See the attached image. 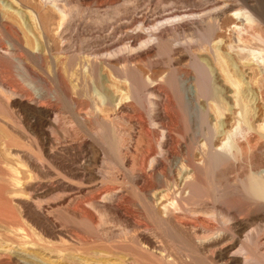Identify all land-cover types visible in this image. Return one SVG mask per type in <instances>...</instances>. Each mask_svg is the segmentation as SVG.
Returning a JSON list of instances; mask_svg holds the SVG:
<instances>
[{
    "label": "bare ground",
    "instance_id": "bare-ground-1",
    "mask_svg": "<svg viewBox=\"0 0 264 264\" xmlns=\"http://www.w3.org/2000/svg\"><path fill=\"white\" fill-rule=\"evenodd\" d=\"M74 1L41 0L50 8L41 15L0 0V152L10 158L0 153V259L12 252L33 264L28 249L47 247L27 239L33 229L17 223L16 204L61 243L46 250L54 264L72 256L69 246L90 255L81 264H264V112L251 114L246 95L251 85L264 98L259 11L245 0H214L215 13L201 15L107 0L114 7L95 25L80 17L97 0ZM106 154L111 165L96 170ZM130 190L131 207L119 204ZM112 214L130 241L81 227L109 233Z\"/></svg>",
    "mask_w": 264,
    "mask_h": 264
},
{
    "label": "rangeland",
    "instance_id": "rangeland-1",
    "mask_svg": "<svg viewBox=\"0 0 264 264\" xmlns=\"http://www.w3.org/2000/svg\"><path fill=\"white\" fill-rule=\"evenodd\" d=\"M19 2H21L23 5H25L26 4V6H29V7H33V8H35V9H39L40 11H41V15H45V12L46 13H48L49 11H50V8H48L49 6H44V4L41 2V0H18ZM73 3L75 2L74 0H71ZM133 1V2H132ZM216 1V0H215ZM214 0H130V2L129 3H126L127 1H124V0H122L120 3H118L119 5H124V4H126V5H128L129 4V6L131 5H136V6H138V7H140V8H144L145 6H148V5H151V6H160V7H164V8H179L180 10H189V12L190 13H194V14H197V15H201V14H213V13H215V11H216V9H217V2H215ZM221 1H225V0H221ZM228 1V0H227ZM239 2H241L242 3V0L240 1V0H238ZM247 1H248V3H247ZM132 2V3H131ZM257 2V3H256ZM72 3V4H73ZM243 3H247V5H251V6H254L258 11H259V16H261L260 18H261V20L263 21L264 19V0H245V2L243 1ZM242 3V4H243ZM111 3L109 2V1H107V0H97L96 2H94L93 4H92V6H91V8L88 10V11H86L84 14L82 13L81 15H82V17H80V16H78L77 18L78 19H82V20H85V21H87L88 20V22H90V23H95V16H97V15H104V14H106V13H108V12H110L112 9H113V4L112 5H110ZM73 5H75V3L73 4ZM258 6V7H256V6ZM39 6V7H38ZM113 6V7H112ZM43 9V10H42ZM46 9V10H45ZM260 9H261V14H260ZM38 10V11H39ZM48 11V12H47ZM95 11V12H94ZM193 11V12H192ZM214 11V12H213ZM89 12V13H88ZM209 12V13H208ZM100 13V14H99ZM87 14V15H86ZM91 14V15H90ZM263 15V16H262ZM48 17V16H47ZM80 17V18H79ZM263 17V18H262ZM224 19V21L222 20V22H221V24H223V26H225V24H232L233 25V22H234V19H232V18H229V20H231L230 22H228V23H226L227 22V18L225 19V18H223ZM225 20H226V22H225ZM233 20V21H232ZM114 22L115 23H119V24H122L123 22H124V20H121V21H115V19H114ZM223 22H225V24L223 23ZM264 22V21H263ZM95 25H96V23H95ZM229 31V32H227L226 33V31ZM223 29V31H219L218 32V34H217V37H218V41H216V43H217V45H219L220 47L221 46H223L222 44H224V42H225V40L227 39V38H230V34H231V31L228 29H226V28H224ZM51 35L53 36V33H51ZM50 35V36H51ZM51 36V37H52ZM229 36V37H228ZM225 38V39H224ZM228 40V39H227ZM219 41H220V43H219ZM57 42V41H56ZM222 42V43H221ZM32 45H35V46H38V44H37V42H35L34 41V39L32 40ZM35 43V44H34ZM77 43V44H76ZM75 43V45H74V47H73V49L74 50H76L77 48H78V45H79V43L78 42H76ZM99 43H101L100 45H98ZM99 43H94L93 45L95 46V45H97V46H101L103 43L105 44V42H99ZM1 44V43H0ZM2 45V44H1ZM1 45H0V47H1ZM3 46V45H2ZM203 55V54H202ZM203 57H205V56H203ZM4 62V61H3ZM3 62H1V64H3V65H6L7 64V66H10V65H8L10 62L7 60V63L5 62V63H3ZM32 65V64H31ZM176 66H174L175 68H177L178 70H179V68L181 67L179 64V66L177 65V64H175ZM1 66V65H0ZM32 67H33V65H32ZM179 67V68H178ZM140 68H141V70H142V72L143 73H145L144 75L146 76H149V75H152L151 73H153L152 71H149V70H147V68H143V67H141L140 66ZM211 69V66L209 67V70ZM2 67H0V76H1V74H2ZM170 70V68L169 67H167L166 65H165V67L164 66H161V68H157V69H155V70H153L154 72H156V75L158 76L159 74L161 75V73H164V72H166V71H169ZM150 72V73H149ZM105 75L106 76H108L109 77V74H108V72H106L105 71ZM48 86V84H46V87ZM50 87H52L53 88V86H51V85H49L48 86V88H50ZM255 87V86H254ZM254 87H251V85H250V87H249V89H247V93H246V95H248V98H249V105L250 106H248V109H250L251 108V110H253V111H251V114H254V113H256L257 115H261L260 117H262L263 115H262V113L264 112V111H262V110H264V109H262V107L264 108V106H263V101H264V98H263V100H261V99H257V96H258V93H257V91L255 90L256 89V87L254 88ZM253 88V89H252ZM228 91L229 90H231L230 88H226ZM93 90H95V91H93V92H95V94L97 95V97L99 96L101 99H103L104 97H105V91L103 90V89H100L99 87H93ZM100 91V92H99ZM257 93V94H256ZM104 96V97H103ZM251 96V97H250ZM231 99V101H233V99L232 98H230ZM65 99H62V101L60 102V104H59V107H61L60 109H61V111H62V113H61V115H62V117H67L66 119H70V117L71 116H73V113H74V111L72 110V108L71 107H69V104H71V103H69V100L67 101V100H65ZM260 100V101H259ZM69 103V104H68ZM71 106V105H70ZM253 106V107H252ZM69 108V109H68ZM71 109V110H70ZM255 109V110H254ZM14 118H16V119H14ZM21 112L20 111H16V113L14 112V115H13V119L11 120H9V121H11L12 122V124H14L15 122H17V121H20L21 119ZM72 118V117H71ZM19 119V120H18ZM15 120V121H14ZM17 120V121H16ZM62 121V120H61ZM75 124V123H74ZM14 125H17L16 123L14 124ZM19 126V125H18ZM221 129H222V127H221ZM0 151H1V149H0ZM2 151L3 152H0L1 153V155L3 156L4 154V156L2 157L3 159H6V160H8V162H9V160H10V158H8V155L4 152V150L2 149ZM107 156H105V158L107 157V159H105L104 160V162H105V164H98V165H96L95 166V169L96 170H101L102 168H103V170H105L108 166H110L111 165V162H110V160H111V158L110 157H108L109 155L108 154H106ZM8 158V159H7ZM12 163V165H15L13 162H12V160H11V162H10V164ZM107 165V166H106ZM98 166V167H97ZM101 167V168H100ZM105 168V169H104ZM123 170H121V174L123 175V173H124V171L122 172ZM116 172V171H115ZM131 193H133V195L131 194ZM134 191H132V190H130L129 192H125V193H123V195H122V199L123 200H120L119 201V199H115V202L117 201H119V204H125V205H129L130 207H131V201H128L129 199H132L133 197H134ZM126 195V196H125ZM127 197V198H126ZM132 197V198H131ZM127 200H126V199ZM233 199H235V198H232L231 197V200H232V202L234 201ZM122 201V202H121ZM236 201V200H235ZM116 202V203H117ZM127 204H126V203ZM114 203V202H113ZM14 205V206H13ZM12 206L13 207H15V212H14V214L16 215V216H18L17 218H18V220H20V221H18L17 223L19 224V222H20V224H21V226L23 225V227H25V226H27L29 229H33V232H31V231H29V233H28V236H27V239L30 241V242H32V243H40V244H42V246H47L46 247V249H44V251L42 250V248H40V249H28V250H30V252H28V254L29 255H27V258H28V260H30V262L31 263H33V264H54V263H52V262H50V258H49V256L48 255H45V254H48L47 252H49L50 250H49V248L50 249H53L54 247H55V249L57 248V247H59L60 248V246H61V243H58V242H56L55 240H53V239H51L49 236H48V233L47 232H45V230H41V229H39L38 227H35L34 225H32V223L31 222H29L28 220H26L25 218H21V208L18 206V205H16V204H12ZM17 208V209H16ZM14 209V208H13ZM20 214V215H19ZM61 214H63V212L61 211V213H60V211L57 213L56 212V214H55V216H58V217H60L61 218ZM113 215V214H112ZM110 215L109 217L110 218H108L109 219V223L110 222H112V223H108V225H106V226H108V228H110V226H111V228L109 229V233L108 232H106V231H104V230H99L98 229V226H97V228H96V226H94V227H91V226H88V225H82L81 227L82 228H84V229H88V230H91L90 232H92V229L93 230H98V231H100L99 233V235L101 236V234L103 233V235L100 237L99 236V239H102V237L104 236V238L103 239H113V240H115V239H122V237H124V235L125 234H127V236L129 237L128 238V240L129 239H131L132 238V236H131V233H132V229L131 228H127L125 225H124V223H123V221L122 220H119L118 218H117V216L115 217V215ZM20 217V218H19ZM62 217H63V215H62ZM23 221H22V220ZM117 219V220H116ZM110 220H113V221H110ZM119 221V222H118ZM122 221V222H121ZM26 223H28V224H26ZM215 223L217 224L218 223V221H215ZM19 224V225H20ZM71 224H72V222H71ZM114 226H113V225ZM122 224V225H121ZM78 224H75V223H73V225H71L70 226V224L66 227L70 232H73L74 234H76L77 232V230H78V228H80V226H77ZM117 225L119 226V227H117ZM30 226H31V228H30ZM73 226V227H72ZM117 227V229H118V231L119 230H123L122 232L121 231H119V233H117L116 231H117V229H115L116 227ZM122 226V227H121ZM124 226H125V229H124ZM26 227V228H27ZM91 227V228H90ZM113 227V228H112ZM115 227V228H114ZM254 227H257V226H252V230H253V228ZM90 228V229H89ZM120 228V229H119ZM0 229L2 230V231H0L1 233L4 231V228H1L0 227ZM74 229V230H73ZM255 229V228H254ZM106 230V229H105ZM126 230H128V231H126ZM112 231H114V233H112ZM105 233V234H104ZM106 233H108L107 235H106ZM130 235H129V234ZM5 233L3 232L2 233V235H3V237L2 236H0L1 238H2V240H0V243H1V241L3 242L4 240H5V235H4ZM113 234V235H112ZM120 236H119V235ZM105 235L107 236V237H105ZM112 235V236H111ZM109 236H111L110 238H109ZM114 236H115V238H114ZM117 236V237H116ZM120 237V238H119ZM0 238V239H1ZM90 238V240L91 239H93V240H96V239H94L93 238V236H90V237H88V239ZM4 239V240H3ZM42 239V240H41ZM5 241H7V240H5ZM46 241V242H45ZM98 241V240H97ZM130 241V240H129ZM100 242V241H99ZM5 243V242H4ZM171 243V245L173 244L172 242H170ZM169 243V244H170ZM44 244V245H43ZM55 244V245H54ZM170 245V246H171ZM52 246V247H51ZM54 246V247H53ZM109 246V247H108ZM49 247V248H48ZM101 249H104V250H107L108 251V249H113L110 245H101V246H99ZM262 248H261V252H264V245L263 246H261ZM45 248V247H44ZM71 248V249H70ZM99 248V249H100ZM31 250H32V252H31ZM34 250V251H33ZM38 250V251H37ZM46 250H48L47 252H46ZM66 250V252L65 253H67V255H72V256H68V258L67 259H69V260H65V262L66 263H64V264H81V262H80V260L78 259V257L80 258V255H82V256H84V257H90V255L88 254V255H86V253H82V254H80V253H78V251L76 250V249H74L73 247H68L67 249H65ZM70 250V251H69ZM117 249H115L114 248V250L113 251H116ZM110 251V250H109ZM113 251H111V252H113ZM118 251V250H117ZM31 253V254H30ZM113 253H116V252H113ZM13 253L11 252V253H9V254H7V255H4L1 259H0V264H22V263H18V262H16L15 261V259L13 258V255H12ZM33 254V255H32ZM40 254V255H39ZM77 254V255H76ZM30 255H32L31 257H30ZM42 255V256H41ZM79 255V256H78ZM37 256L39 257V260H38V258H37ZM76 256H77V258H76ZM81 256V257H82ZM69 257H71V258H76V259H78V260H74V259H70ZM183 257H185V256H183ZM37 258V260H33V259H36ZM13 259V260H12ZM46 259H48L47 261H46ZM51 259H53V258H51ZM42 260L44 261V262H42ZM42 262V263H41ZM63 264V263H62Z\"/></svg>",
    "mask_w": 264,
    "mask_h": 264
}]
</instances>
